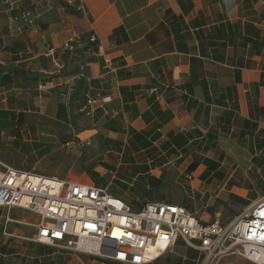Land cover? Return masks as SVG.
<instances>
[{
  "label": "crops",
  "instance_id": "1",
  "mask_svg": "<svg viewBox=\"0 0 264 264\" xmlns=\"http://www.w3.org/2000/svg\"><path fill=\"white\" fill-rule=\"evenodd\" d=\"M22 6L39 14L34 25L15 21L20 9L0 3V60L7 62L0 73L11 74L0 80V151L19 154L2 161L94 182L136 208L185 204L204 211L205 221L264 197V0ZM91 34L98 42L61 49ZM40 82L46 89L39 92ZM201 257L178 238L149 264H199ZM0 264L127 263L6 239L0 228ZM218 264L255 263L227 256Z\"/></svg>",
  "mask_w": 264,
  "mask_h": 264
},
{
  "label": "built area",
  "instance_id": "2",
  "mask_svg": "<svg viewBox=\"0 0 264 264\" xmlns=\"http://www.w3.org/2000/svg\"><path fill=\"white\" fill-rule=\"evenodd\" d=\"M25 1L0 3L10 10L20 9L15 21L34 25L39 14L23 7ZM76 8L81 11L83 5ZM96 42V34L76 35L65 41L61 49L76 52ZM0 66L6 67L7 62L0 60ZM105 66L112 69L108 58ZM2 77L1 72L0 80ZM45 89V83L40 82L37 90ZM109 99L99 100L105 103ZM99 100L88 99L89 103ZM90 143L80 140L78 145L85 147ZM15 210L28 215L18 216ZM19 226L30 229L32 234L26 235L29 233ZM0 228L6 239L32 241L127 264H149L172 250L178 238L201 252L199 264H218L227 256L264 264V197L228 222L220 213L205 221L185 204L147 201L136 208L94 182L24 170L1 159Z\"/></svg>",
  "mask_w": 264,
  "mask_h": 264
},
{
  "label": "rangeland",
  "instance_id": "3",
  "mask_svg": "<svg viewBox=\"0 0 264 264\" xmlns=\"http://www.w3.org/2000/svg\"><path fill=\"white\" fill-rule=\"evenodd\" d=\"M12 154V155H11ZM17 155V157L19 156V154L18 153H5V152H1L0 151V158L2 159V160H4V161H6V162H9V163H11L12 161H11V159H12V157H13V155ZM23 155H25L24 153H22ZM21 154V155H22ZM33 159L32 158H30V160L29 161H32ZM44 162H46V160H44ZM45 165L47 166V162L45 163ZM22 169V168H21ZM47 174V173H46ZM112 189V188H111ZM112 193H113V190H110ZM195 210V209H194ZM16 211V210H15ZM20 211V210H19ZM24 212V211H23ZM215 212H220L221 213V216H222V218H223V220H226V219H228L230 216L232 217H235V215H237V211L236 210H231V209H229V208H226V209H224V210H217V211H215ZM237 212V213H236ZM16 213H18L17 211H16ZM26 215H27V212H24ZM23 213V214H24ZM199 215H201L202 216V214L204 213V211L202 212V211H198L197 212ZM22 215V214H21ZM206 218H204V220H205ZM211 220H212V218H210ZM227 222V221H226ZM21 229H23V230H26V233H29L30 234V229L29 230H27L25 227H22V226H19ZM29 234H26V235H29ZM241 258V257H240ZM243 259V258H242ZM248 261V260H247ZM251 263V262H250Z\"/></svg>",
  "mask_w": 264,
  "mask_h": 264
},
{
  "label": "water",
  "instance_id": "4",
  "mask_svg": "<svg viewBox=\"0 0 264 264\" xmlns=\"http://www.w3.org/2000/svg\"><path fill=\"white\" fill-rule=\"evenodd\" d=\"M10 77H11V74L5 73L2 78L4 81H9Z\"/></svg>",
  "mask_w": 264,
  "mask_h": 264
},
{
  "label": "trees",
  "instance_id": "5",
  "mask_svg": "<svg viewBox=\"0 0 264 264\" xmlns=\"http://www.w3.org/2000/svg\"><path fill=\"white\" fill-rule=\"evenodd\" d=\"M72 12H74V13H77L78 14V12L76 11V10H74V9H70ZM3 83H6L5 81H3Z\"/></svg>",
  "mask_w": 264,
  "mask_h": 264
},
{
  "label": "bare ground",
  "instance_id": "6",
  "mask_svg": "<svg viewBox=\"0 0 264 264\" xmlns=\"http://www.w3.org/2000/svg\"><path fill=\"white\" fill-rule=\"evenodd\" d=\"M93 245V247L95 246L94 244H92Z\"/></svg>",
  "mask_w": 264,
  "mask_h": 264
}]
</instances>
